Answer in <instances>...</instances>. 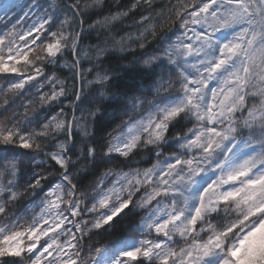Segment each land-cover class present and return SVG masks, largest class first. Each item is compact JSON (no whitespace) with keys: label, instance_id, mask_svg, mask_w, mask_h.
Instances as JSON below:
<instances>
[{"label":"clouds","instance_id":"1","mask_svg":"<svg viewBox=\"0 0 264 264\" xmlns=\"http://www.w3.org/2000/svg\"><path fill=\"white\" fill-rule=\"evenodd\" d=\"M0 264H264V0H0Z\"/></svg>","mask_w":264,"mask_h":264}]
</instances>
